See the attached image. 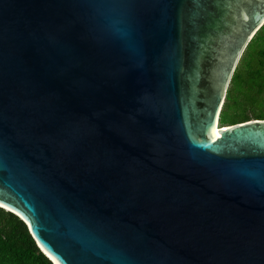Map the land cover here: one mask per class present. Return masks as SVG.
I'll list each match as a JSON object with an SVG mask.
<instances>
[{
	"label": "water",
	"instance_id": "1",
	"mask_svg": "<svg viewBox=\"0 0 264 264\" xmlns=\"http://www.w3.org/2000/svg\"><path fill=\"white\" fill-rule=\"evenodd\" d=\"M263 26L264 0H0V207L54 264H264V120L221 122Z\"/></svg>",
	"mask_w": 264,
	"mask_h": 264
},
{
	"label": "trees",
	"instance_id": "2",
	"mask_svg": "<svg viewBox=\"0 0 264 264\" xmlns=\"http://www.w3.org/2000/svg\"><path fill=\"white\" fill-rule=\"evenodd\" d=\"M264 120V26L244 52L221 113L223 125ZM0 264H54L27 225L0 207Z\"/></svg>",
	"mask_w": 264,
	"mask_h": 264
},
{
	"label": "bare ground",
	"instance_id": "3",
	"mask_svg": "<svg viewBox=\"0 0 264 264\" xmlns=\"http://www.w3.org/2000/svg\"><path fill=\"white\" fill-rule=\"evenodd\" d=\"M219 128H220V127L217 126V127H215V128L213 129V131H219V130H218Z\"/></svg>",
	"mask_w": 264,
	"mask_h": 264
}]
</instances>
